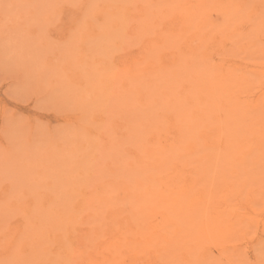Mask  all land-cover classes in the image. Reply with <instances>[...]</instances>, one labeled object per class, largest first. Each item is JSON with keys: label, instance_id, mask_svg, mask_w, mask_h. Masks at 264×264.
I'll list each match as a JSON object with an SVG mask.
<instances>
[{"label": "rangeland", "instance_id": "rangeland-1", "mask_svg": "<svg viewBox=\"0 0 264 264\" xmlns=\"http://www.w3.org/2000/svg\"><path fill=\"white\" fill-rule=\"evenodd\" d=\"M170 27L180 32L163 47L159 35ZM133 29L139 30L137 36ZM150 43L155 61L190 47L197 58L225 62L235 74L251 79L252 88L235 101L241 103L239 113L260 105L255 126L235 123L239 116L234 113V122L225 124L231 115H225L229 110L222 103L211 115L188 103L186 111L177 109L169 104L171 97L154 88L149 108L140 107L138 95L129 91L116 98L103 83V71L140 56ZM172 73L168 78L175 84L182 73ZM134 83L145 88L143 78ZM260 110L264 0H0V264H62V246L71 247L79 234L90 231L81 219L70 220L81 215L76 207L86 192L119 184L113 187L115 203L132 217L143 213L134 204L133 195L140 192L136 181L149 177L158 185L178 170L201 199L194 204L201 203L205 211L193 208L190 199L178 201L183 202L175 204L178 214L175 209L168 213L179 218V230L168 229L170 242L161 237L148 244L146 255H154L149 264H264ZM220 137L224 143L218 151L205 147V140L218 143ZM168 143L174 152L166 153V159L149 151ZM255 153L262 158L255 160ZM127 162L144 172L134 174ZM19 204L29 205L33 213L24 214ZM189 213L199 227L180 220ZM155 218L149 214L143 224L151 222L154 228ZM130 251L125 247L117 264H130Z\"/></svg>", "mask_w": 264, "mask_h": 264}, {"label": "bare ground", "instance_id": "bare-ground-1", "mask_svg": "<svg viewBox=\"0 0 264 264\" xmlns=\"http://www.w3.org/2000/svg\"><path fill=\"white\" fill-rule=\"evenodd\" d=\"M145 11L146 10L144 9L141 10L142 16H145V13H144ZM131 15L135 16L134 14H131ZM143 21L146 22L145 20ZM128 23L129 22H127V24ZM179 32H180V29H176L175 27L168 28L167 31H165V33L161 32L159 35V38H160L159 41L161 42V45H163L164 47V44L168 40V38L178 35ZM131 34L132 36H137L139 34V30L133 29V33ZM152 49L153 47L151 43L145 44V46L141 48V51L139 54L140 56H136L135 58L132 57L130 59L127 58L125 61H121L120 64L117 65L115 69L108 66L109 68L103 71L102 73V76L104 78L103 83L105 87L112 89L113 94L115 96L116 95L121 96L123 91H125V93L129 91V92L134 93L135 95H138L137 101L139 103V106L145 107V108L150 107L151 105L150 98L154 96L155 92L157 93L159 92L160 94L167 96L169 98L171 97L169 104H171V106H176L177 109L182 107L180 110L186 111L188 107L197 105L199 111L203 112L204 115H211L212 114L211 111L218 109L219 108L218 105H220L221 107V103H222V106L223 107L225 106V108H228L229 112H231L230 114L229 112L225 114L227 115V117L231 115L232 113H234L232 115H236L237 118L239 116V121L237 120L235 121V123L238 122L237 124H242V125H245L246 123H250L253 126H255L254 122H255V119L257 120L258 116L254 117L255 116L254 113L259 112L260 105L253 104L252 108L250 106L248 107V111H243L239 113L238 110L239 108L241 109V106H240L241 103L239 104L237 101H235L238 99L237 97L238 94L245 93L252 88V85L250 84V82L252 83L251 79L235 74V71L232 68L233 66H230L227 64V66H229L227 67L225 62L223 63H216L215 61L208 62L207 60H204L202 57L197 58L199 54L194 53V51L191 50L190 47H188L186 50H182L179 53H173L171 57L164 58V57H161L160 55L157 61H155L156 60L155 52H153ZM196 58L198 59V62H196ZM180 67H184V69H181ZM148 71H151V72L148 73ZM177 71L182 73L181 74L182 78H175L177 82L175 84H170L172 83L173 80L171 81V78L169 79L168 77L172 76L170 75L172 72H174L172 74L176 75L175 72ZM176 77H178V75ZM141 78L145 79L146 85L142 84L145 86V88H141L140 84L134 83V81H136L137 79H141ZM103 83H102V86H103ZM166 87H169V88H166ZM95 88H97V86H95ZM132 88L134 89L132 90ZM153 88H154V93H152ZM163 88H164V91L162 92ZM102 91H106V90H104L103 88V90H101V93ZM116 98L118 97L116 96ZM121 98L120 99L118 98V99L121 100ZM187 103L190 106L187 107ZM230 106L231 107L233 106V107L231 108ZM221 111H223V109ZM262 112L260 110V113ZM232 115L229 116L225 124L230 121L234 122ZM263 115H264V112L263 114H260V116H263ZM230 124H233V123H230ZM173 125H174V121H173ZM141 126L147 127L148 123H141ZM175 129L177 130L176 133L180 131L178 127H176ZM172 130L175 132L173 127H172ZM229 139L227 140L228 143L231 142ZM216 142H213L209 139V140H205L204 145L205 147L206 145L207 146L209 145L210 148L218 151L220 147L219 144L224 143V139L220 137L218 140V143ZM230 147L232 148V146ZM173 148H174V145H172V143H168L162 146V149L153 148V149H150L149 151L154 152L156 150L162 154L161 156L163 158L166 159L165 154L168 152L173 153L174 152L172 151ZM257 149L259 152L261 151L262 153H264L263 144L260 145ZM255 154L256 156L253 154L256 157L255 160H258V158L259 159L262 158L260 156L258 157L257 153ZM247 164H248V161H247ZM262 165L264 164L260 163V165L258 166H262ZM134 167H135V163L127 162L128 170H130L131 172L133 170L134 174L141 175V173L144 172V171L141 172L142 171L141 167L140 168L136 167V169ZM109 171L112 172L111 167L109 168ZM183 175H184L183 171H180V170L175 171L173 172V174H170V176L167 178L162 177L158 185L155 184L156 182H154L155 181L154 179L149 178V177L142 178L143 182H141L142 180L140 181L139 179L136 181L138 182L136 185V188L140 192L138 191L135 192V195H133V198H134V204L139 203L141 205V211H143L142 214H144V216L142 217L139 216V215H142L140 213H138L139 215L137 214L138 216L132 214V217L128 215H124L122 208L118 207V204L115 203L114 199L118 195L115 196L116 191H114L113 187L118 188L120 186L119 184L115 185L114 183L111 182V184H108L111 186H106L102 190V192H100L101 194L98 193V191L97 193L86 192L85 193L86 195L82 199V202H80L79 206L76 207V209L79 210L81 215L73 214L72 218L70 217L71 218L70 220L71 222H76L77 221L76 219H81L85 224L86 223L89 224L90 231H86L84 233L79 234L78 239L74 240L76 241L75 242L76 244L74 245L72 244L71 247H67V245L62 246V250H61V255L63 258L62 264H66L64 262H68V264H117L116 261L120 259L121 257L120 254H122L123 249L127 246L131 250L130 253H132V256H131L132 259H131L130 264H137L139 260L143 261V263L145 264L146 263L149 264L150 260L154 259L153 258L154 255H151V257H148L146 255L148 254L147 249H146V247L149 246L148 244L156 243L161 237H164V239L167 242H170L168 234L170 232L172 233L173 229H175V231L179 230L180 225H179V222L177 221L179 219L178 215H177V218H178L177 220H174L170 218L169 216V213L171 211L174 212V209L176 210L177 205L175 204H177L178 201H181L182 199L184 200L190 199L191 201H193V204L191 205L193 208L194 207L197 208L199 212L200 210L201 212L205 211L203 210L204 208L203 209L200 208L203 205L199 207L198 204H201V203L194 204L196 203L194 201H197V199L198 200H201V199L199 198V196H197L196 194L194 195L189 191L188 189L189 183L187 179L184 178ZM238 179L239 178H237V180ZM237 184L238 183H236V185ZM171 186L175 187V190L172 193L170 191ZM176 197L178 198H177V201L175 202L173 199ZM186 200H185V203L187 202ZM172 201L174 203H172ZM178 204H183V202L178 203ZM205 206L206 205H204V207ZM209 208L210 207H208V209ZM18 209L20 211H23L24 214H28V212L31 213L32 211L31 210L32 208L30 209L29 205H26V204L25 205L19 204ZM212 209L214 210V208ZM210 210L211 208L209 209V211ZM182 212H186V211H182ZM174 213L178 214V211L176 210ZM149 214H152V215L154 214L155 217H158L155 219H157L159 223L156 224L154 228L151 225V222H148V224H146L147 226L143 224L145 217ZM185 214L184 216L186 217H183L181 215L183 218L180 216V220L182 219L183 221L185 220L184 223L188 220L189 223L186 222V224L190 226H187V227H192L193 225H195V223L193 222L195 220L191 216L192 214L191 215L190 213L189 215H185ZM225 216L224 218H227ZM208 217L210 218V216ZM216 221H218V219ZM208 222L210 221L208 220ZM208 222L206 224L207 227H209ZM198 224H200V222H198ZM203 224H204V221H203ZM217 225H216V230H217V227L220 226V225L218 226ZM21 226L19 225V227ZM195 226L197 227L198 225H195ZM23 228L24 229H22L21 232L25 233L26 232L25 227ZM145 228L148 229L147 232L144 231ZM169 228H172V230L171 229L168 230ZM200 229L201 227L199 228V230ZM210 229L211 228H209V230ZM203 230H204L203 233H205V229ZM216 230L215 232H217ZM210 231L212 232V229ZM165 232H167L166 233L167 235L164 234ZM213 232H214V229H213ZM201 233L202 232L200 233L198 232L200 236L202 235ZM223 234L226 235V231ZM206 235L204 238L208 237ZM197 236L200 237L199 235ZM100 238L101 240L102 239L103 240L98 241ZM11 244L12 243H9L7 247L8 248L12 247ZM139 253L140 254L143 253V255L140 256Z\"/></svg>", "mask_w": 264, "mask_h": 264}]
</instances>
